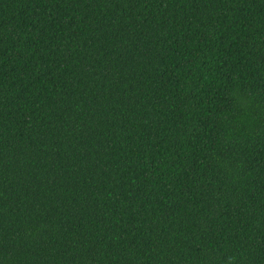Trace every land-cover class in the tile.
I'll list each match as a JSON object with an SVG mask.
<instances>
[{"label": "trees", "instance_id": "16d2710c", "mask_svg": "<svg viewBox=\"0 0 264 264\" xmlns=\"http://www.w3.org/2000/svg\"><path fill=\"white\" fill-rule=\"evenodd\" d=\"M0 264H264V0H0Z\"/></svg>", "mask_w": 264, "mask_h": 264}]
</instances>
